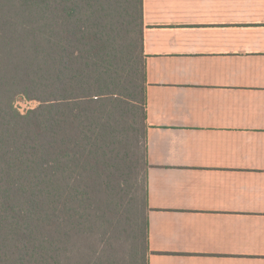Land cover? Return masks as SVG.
<instances>
[{"label":"trees","instance_id":"16d2710c","mask_svg":"<svg viewBox=\"0 0 264 264\" xmlns=\"http://www.w3.org/2000/svg\"><path fill=\"white\" fill-rule=\"evenodd\" d=\"M146 89L143 0H0V264H148Z\"/></svg>","mask_w":264,"mask_h":264},{"label":"crops","instance_id":"0c3cea01","mask_svg":"<svg viewBox=\"0 0 264 264\" xmlns=\"http://www.w3.org/2000/svg\"><path fill=\"white\" fill-rule=\"evenodd\" d=\"M148 264H264V0H143Z\"/></svg>","mask_w":264,"mask_h":264},{"label":"rangeland","instance_id":"374dc122","mask_svg":"<svg viewBox=\"0 0 264 264\" xmlns=\"http://www.w3.org/2000/svg\"><path fill=\"white\" fill-rule=\"evenodd\" d=\"M36 105V102L29 101L24 98H17L15 101V107L20 111H25L29 108L35 107Z\"/></svg>","mask_w":264,"mask_h":264}]
</instances>
